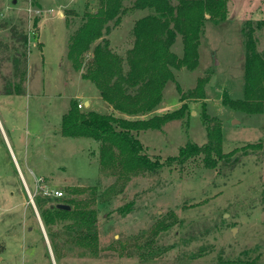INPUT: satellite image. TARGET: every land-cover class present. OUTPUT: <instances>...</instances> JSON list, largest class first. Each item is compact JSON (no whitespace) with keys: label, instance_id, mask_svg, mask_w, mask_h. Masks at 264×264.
Wrapping results in <instances>:
<instances>
[{"label":"rangeland","instance_id":"374dc122","mask_svg":"<svg viewBox=\"0 0 264 264\" xmlns=\"http://www.w3.org/2000/svg\"><path fill=\"white\" fill-rule=\"evenodd\" d=\"M227 5V19L206 22L197 69L176 71L161 103L131 118L180 108L181 97L207 78V98L186 100L191 115L140 133L145 153L165 162L187 143H206L199 116L203 103L222 125L224 153L239 149L241 156L246 145L263 147L234 169L223 162L207 167L201 156L166 163L157 172H126L102 169L101 142L61 132L72 100L86 111L130 118L107 104L67 57L77 25H67L66 13L94 11L99 0H0V24H7L0 28V264H264V113H244L224 102L225 96L244 98L242 31L246 21L264 20V0H227ZM135 11L125 14L110 46L133 44L134 21L147 13ZM13 26L28 35L24 48L13 37ZM254 38L264 54V29ZM15 47L25 56L19 63ZM172 51L182 56L181 37ZM46 189L98 208L97 253L69 240L66 222L45 223L39 201L54 203L43 195Z\"/></svg>","mask_w":264,"mask_h":264},{"label":"trees","instance_id":"16d2710c","mask_svg":"<svg viewBox=\"0 0 264 264\" xmlns=\"http://www.w3.org/2000/svg\"><path fill=\"white\" fill-rule=\"evenodd\" d=\"M134 10H144L148 14L136 20L131 31V48L125 51V55L115 53L108 37L120 25L125 14ZM70 12L65 15L67 25L76 24L77 28L69 39L68 59L74 69L82 73L84 80L95 84L107 104L117 112L130 116L115 117L86 111L85 107H79L76 100L71 101L69 111L63 115L61 132L64 136L86 137L102 143L100 164L103 170L157 172L166 163L185 162L201 156L207 167L215 168L219 162H223L234 169L243 157L263 147L261 143L246 145L241 156L236 153L239 149L224 153L222 125L208 115L207 105L203 103L199 116L206 128V143H187L180 148L177 156H170L165 162L159 157L152 159L145 153L146 147L139 139L140 133L162 130L167 124L191 115L186 100L207 98V78L198 80L196 88L181 97L183 103L180 108L148 119L131 118L152 112L161 103L167 85L176 82V71L197 69L206 22L227 19V0H99V6L94 11H85L82 15L74 10ZM6 27L7 24H0V28ZM262 29L264 20L244 23V98L232 100L224 97L225 104L248 114L264 113V54L257 50L254 38L255 33ZM11 31L24 48L28 35L18 33L14 26ZM178 37L183 41L182 56L172 51ZM15 48V63H19L25 56ZM91 52L93 56L85 62L87 54ZM177 88L180 89L179 86ZM71 192L78 191L73 189ZM53 200L50 206H46V200L39 201L45 223L50 226L60 221L66 222L64 233L69 240L93 254L97 253L98 208L90 207L89 201L72 198ZM58 204H71V210L58 209Z\"/></svg>","mask_w":264,"mask_h":264},{"label":"crops","instance_id":"0c3cea01","mask_svg":"<svg viewBox=\"0 0 264 264\" xmlns=\"http://www.w3.org/2000/svg\"><path fill=\"white\" fill-rule=\"evenodd\" d=\"M89 1V0H88ZM98 1V0H97ZM92 3V2H91ZM87 5H88V3H87ZM72 10V9H71ZM80 14V13H79ZM148 14V12L146 13V15ZM81 15V14H80ZM145 15H142L141 17H139L138 19H140V18H142V17H144ZM137 20V19H136ZM136 20L134 21V24H135V22H136ZM134 24H133V26H134ZM118 27H116L113 31H112V33L110 34V36L108 37V39H109V41L111 40H115V36H114V34H118V29H117ZM133 29V28H132ZM114 42V41H113ZM113 44H114V46H113ZM112 45H111V48L114 50V51H117V52H120V54L122 53V50L124 49L125 51H127L129 48H131V42H130V45L128 46V45H125L124 47L125 48H121V46L120 45H117V44H115V43H113ZM91 54V56H93V53L91 52L90 53ZM85 104V106L86 107H91V102H89V101H87V102H85L84 103ZM30 192V191H29Z\"/></svg>","mask_w":264,"mask_h":264},{"label":"built area","instance_id":"2783aa9c","mask_svg":"<svg viewBox=\"0 0 264 264\" xmlns=\"http://www.w3.org/2000/svg\"><path fill=\"white\" fill-rule=\"evenodd\" d=\"M79 107H82V105H80ZM38 191H39V187H36V191L34 192L33 196L30 194L32 200H33V197L35 198V196L38 194ZM43 195L48 196V197H53L55 199H60L64 197V193L61 190L52 191V190L46 189L45 191H43Z\"/></svg>","mask_w":264,"mask_h":264},{"label":"water","instance_id":"95a60500","mask_svg":"<svg viewBox=\"0 0 264 264\" xmlns=\"http://www.w3.org/2000/svg\"><path fill=\"white\" fill-rule=\"evenodd\" d=\"M16 1H14L15 3ZM57 208L58 209H61V210H66V211H69L71 210V206L70 205H67V204H58L57 205ZM235 230V229H234Z\"/></svg>","mask_w":264,"mask_h":264}]
</instances>
